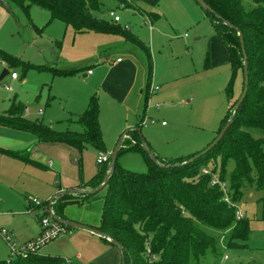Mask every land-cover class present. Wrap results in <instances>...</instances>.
I'll return each instance as SVG.
<instances>
[{
    "label": "rangeland",
    "instance_id": "rangeland-1",
    "mask_svg": "<svg viewBox=\"0 0 264 264\" xmlns=\"http://www.w3.org/2000/svg\"><path fill=\"white\" fill-rule=\"evenodd\" d=\"M190 1L191 8L197 10L193 22L188 18L187 11H182L184 9L180 7L168 11L169 17H166L136 3L148 13L159 16L152 20L136 10L120 6L118 0H104L103 14L115 10L121 17V24L130 28L150 49L153 76L147 93L148 101V59L140 48L126 44L118 36L109 37L112 39L110 47L100 48V41L94 37H106L75 35L73 29L64 23L50 21V14L40 8L35 7L28 17L19 7L0 2L1 50L36 67L66 70L90 66L95 74L88 80L83 78L84 74L55 76L46 69H31L24 75L23 66L14 68L19 80L12 81L8 76L0 81V113L8 110L11 101L16 98L26 106L45 108L43 121L47 125L52 124L55 130L81 131L77 123L78 116L85 111L89 98L96 94L100 104L103 141L109 155L115 151L125 132L134 129L143 118L147 122L142 128V135L161 158L181 161L203 152L219 136L222 122L229 111L226 87L231 78V66L227 50L211 20L196 0ZM188 8V5L185 6L186 10ZM117 58L125 60L124 69L118 68L115 63ZM8 68L0 58V77ZM4 84L11 88L10 92L5 90ZM156 87H159V91L154 92ZM241 95L240 74L233 103ZM49 97L51 100L46 106ZM162 122L167 127L164 128ZM248 132L255 139L264 140V129L254 128ZM129 141L134 142L130 135H125L122 146ZM126 148L124 146L118 157L119 165L132 172H146L147 165L141 154ZM97 154L98 151L91 146L82 154L77 150L72 152L78 183L83 179L88 181L95 175ZM79 161L83 175L80 174ZM233 167L231 164L230 170ZM225 184L228 194L229 184ZM33 186L34 182L30 179L21 178L13 184L12 190H0V199L3 200L0 201V213H11L12 218L16 215L15 227L20 231L26 226L27 219L23 217L32 218L37 227L40 226L35 214L41 211H31L27 205L29 198L40 199ZM103 196L104 193L100 192L83 205L69 206L66 216L99 222ZM53 201L56 203L57 198ZM236 209L250 221V239L241 248H228L229 231L205 227L204 230L218 244L217 252L208 251L201 264H264V190L246 188L244 198ZM53 211L55 213V209ZM7 219V216L1 215L0 223ZM77 231L80 230L72 229L71 234L63 235L44 246L39 253L68 258L73 247L64 243ZM0 232L10 236L6 227ZM1 233L0 236L5 240ZM29 242L13 244L20 248ZM9 249L11 256L10 243Z\"/></svg>",
    "mask_w": 264,
    "mask_h": 264
},
{
    "label": "trees",
    "instance_id": "trees-1",
    "mask_svg": "<svg viewBox=\"0 0 264 264\" xmlns=\"http://www.w3.org/2000/svg\"><path fill=\"white\" fill-rule=\"evenodd\" d=\"M118 1L120 6L137 10L150 19L155 16L129 0ZM203 1L210 8L205 11L206 16L225 46L231 66V78L226 87L229 111L219 134L230 119L233 121L224 137L210 150L181 161L163 160L155 154L157 161H154L140 147L144 139L142 121L125 133L134 142H125L118 157L124 146L128 151L139 152L147 171L126 170L117 159L115 170L101 191L104 193L102 214L99 225L95 227L105 235L107 242L114 240L120 243L122 264H201L208 251L217 252L218 244L204 230L205 227L229 231L228 248H241L251 237L250 221L245 217L237 219L236 206L243 200L246 188L264 190V140L255 139L248 132L254 128L264 129V0ZM2 3L19 7L28 17L31 9L37 7L50 14V21H60L76 34L119 36L126 44L140 48L148 59V101L147 93L153 76L150 49L130 28L104 17V0H2ZM0 58L10 69L23 66L24 75L31 69H46L55 76L71 77L89 70V67L66 70L36 67L1 49ZM245 61L248 64V92L234 115L240 99L233 103L235 85L241 74L243 94ZM24 109L22 103L14 102L8 111L0 113V126L30 133L40 143L68 145L81 154L88 146L98 152H106L96 94L91 96L87 109L78 116L81 131H58L51 125L29 120L24 116ZM0 152L26 164L45 167L32 160L27 152L4 149ZM231 164L234 165L232 170ZM79 170L83 175L81 161ZM107 170V165L100 167L98 174L83 185L98 188ZM204 170L208 173L205 174ZM214 178L229 184L228 194L220 185L212 184ZM67 193L59 195L56 203L52 204L55 214L64 220L66 207L83 204L98 194ZM226 195L229 202L225 201ZM65 261L61 256L35 252L27 257L10 256L0 264H62Z\"/></svg>",
    "mask_w": 264,
    "mask_h": 264
},
{
    "label": "crops",
    "instance_id": "crops-1",
    "mask_svg": "<svg viewBox=\"0 0 264 264\" xmlns=\"http://www.w3.org/2000/svg\"><path fill=\"white\" fill-rule=\"evenodd\" d=\"M129 1L135 4L137 3L143 5L144 7H147L149 9L151 8L152 10L159 12L160 14H163L166 17H169L168 11L172 9L177 10L179 7L181 9H184L182 11L184 12L187 11L186 13L190 21L192 22L195 21L197 17L196 14L197 10L191 8L190 0H129ZM0 2L2 3V0H0ZM187 5L189 7L188 8L189 10L185 9V6ZM34 8L35 7H33L31 11ZM158 18L159 16L155 14L152 20H156ZM34 26L35 28L37 27L36 25ZM74 34L85 35V36H92V35L103 36V38L104 37L106 38L100 39L101 37H94L97 38L101 43L99 44L100 46L98 47L102 48V47L111 46L110 40L112 39H109L111 35H103L97 33L76 34L75 32ZM122 46L124 45L122 44ZM107 59L109 60V58ZM118 59H122V58H117L115 63L117 64L119 69H124L125 60L122 59L121 62H117ZM88 67L89 70L81 74H84L83 78L89 80L90 78L94 77L95 74L94 71L92 70V67L90 66ZM7 70L9 72L15 71L14 69H10V68H8ZM90 71H92V74H89ZM81 74H78L76 76H79ZM8 76L10 77V75ZM11 80L17 81L19 80V78L16 80H13L11 78ZM50 97L47 101L46 106L49 105V101L51 100ZM89 100L87 104H85L86 105L85 110L87 109ZM14 102L22 103L21 101H17V99L14 98L11 101L8 110L10 109V107ZM23 105L25 106V109L30 108L29 113H26V110L24 109V116L27 119L32 121H39L40 123L42 122L45 124V122L43 121V117L45 116V112H46L45 108L43 109L41 107L37 108V106L36 107L26 106L25 104ZM40 110H43L42 116L38 115V112ZM31 116L35 118L34 119L31 118ZM163 123L164 122H162V126L164 128L167 127V124L163 125ZM50 125L53 127L52 124ZM144 140L148 144V146L152 149L154 154L159 156L156 150H154L150 146V144L145 139V137ZM0 149L27 152L32 160L37 161L45 166L43 168H39L30 164H26L18 159L12 158L0 152V156H1L0 157V190H7V189L12 190V186L15 182H18L21 178H28L32 182H34L33 187L36 190L41 200H47V199L53 200L57 198L60 194L67 193L70 191L92 190V188H90L89 186H84L83 183H86L90 181L92 178H94L98 174V171L100 169V167L97 165L96 166L97 170L95 172V175L91 179H89L88 181L83 179L81 183H78L77 182L78 178L76 173L77 166L72 164V152L76 151L74 148L60 143H40L38 142L37 138L34 135L8 127L0 126ZM162 159L168 160L165 158ZM0 201H3L2 198L0 199ZM68 207H66V209L64 210V215L67 221L71 220L76 223H80L82 225H86L92 228H95L99 225L100 219L99 222L92 223L87 220L82 221V220H76L75 218L73 219L68 218L66 216V210L68 209ZM1 215L7 216L8 219L5 220L3 223H0V229L5 227L9 229L12 243L32 241L41 234V225L37 227L36 223H34L35 221L32 218L28 219V217H23L27 219L26 226L22 231H20L17 227H15V221L17 219L16 215L14 218L10 217L12 215L11 213L1 212L0 216ZM35 218L38 224H40V221L38 219V214H35ZM66 243L73 247V252L72 254H70L69 256L70 258L61 256L64 257L66 260L62 264H122L123 257L121 250L114 244L104 240L103 236H99L95 233L88 232L86 230H80L77 231V233L73 235L70 238V240H68L64 244ZM9 251H10L9 243L0 236V261L8 260L10 258ZM61 253H63L62 250Z\"/></svg>",
    "mask_w": 264,
    "mask_h": 264
},
{
    "label": "built area",
    "instance_id": "built-area-1",
    "mask_svg": "<svg viewBox=\"0 0 264 264\" xmlns=\"http://www.w3.org/2000/svg\"><path fill=\"white\" fill-rule=\"evenodd\" d=\"M104 17L108 19H113L115 22H121V17L118 15V13L115 10H111L110 12L104 14ZM121 61L122 59L117 60V62H121ZM89 74H92V71H90ZM9 75L13 80H16L19 78L18 73L15 71L9 72ZM4 87L7 91L11 90V88L6 84L4 85ZM157 91H159V87H156L154 89V92H157ZM156 108L159 109L160 106L157 105ZM25 110H26V113L30 112V108H26ZM38 115L42 116L43 110H40L38 112ZM146 122H147L146 118H143L142 126H144ZM165 124L166 123L164 122L163 125ZM110 164H111V155L103 151L98 152L97 165L99 167H102L104 165H107V167H109ZM204 173L207 174L208 171L204 170ZM212 184L220 185L221 188L226 192L227 185L223 182H220L217 178L213 179ZM225 201L229 202V197L227 195L225 196ZM53 203H54L53 200L45 202L37 198H29L27 200V205L29 206L31 211H41L38 214V218L40 220V225H41V234L36 239L27 243L25 246L18 248V246H16L15 244L11 242V237L7 233L0 232L1 235L5 238V240L11 245V256L27 257L30 253L39 252L41 248L59 239L63 235L71 234L72 232L71 229L61 224L60 222H58L52 217V215L55 214L52 208ZM243 218L244 217L240 214V212H237V219L241 220ZM225 259H227V257H225Z\"/></svg>",
    "mask_w": 264,
    "mask_h": 264
},
{
    "label": "water",
    "instance_id": "water-1",
    "mask_svg": "<svg viewBox=\"0 0 264 264\" xmlns=\"http://www.w3.org/2000/svg\"><path fill=\"white\" fill-rule=\"evenodd\" d=\"M196 1L202 7V9L204 11H209L210 10L209 6L203 0H196ZM241 42H242V47H243V50H244L242 36H241ZM8 75H9V71L7 69L4 70L2 75H1V77H0V81H2ZM244 76H245L244 91H243V94H242V96L240 97V99L238 101V104H237L236 108H235L234 115H235L236 111L238 110L240 104L246 98V95H247V92H248V79L249 78H248V64H247V61H245ZM232 121H233V119H230L228 121V123L222 129L221 133L219 134L217 139L214 141V143H212L205 151H203V153H205L207 150H210L214 145H216L224 137V135L227 132L228 128L230 127ZM124 138H125V135H123V137L120 139L117 148L115 149V151L111 155V164L108 167V171L109 172L106 174L103 183L96 189H92V190H76V191H73V192L82 193V194H97V193L101 192L105 188V186L107 185V182H108L111 174L115 170V164H116L117 159H118L119 151L122 148V144L124 142ZM140 147H142L154 161H157V159H156V157L154 155V152L148 146V144L145 142L144 139L142 140V143L140 144ZM64 194L65 193H62V194H60V196H63ZM67 194H69V193H67ZM60 196L57 197V200L59 199ZM52 217L55 220H57L58 222H60L61 224L65 225L67 227H70L71 229L86 230L88 232L95 233V234H97L99 236H103V237L105 236L102 232H100L99 230H97L95 228H92V227H89V226H86V225H82V224H79V223H76V222H73V221L64 220L61 217L57 216L56 214H53ZM111 242H112V244L117 246L119 249H122V247H121L119 242L114 241V240H111Z\"/></svg>",
    "mask_w": 264,
    "mask_h": 264
}]
</instances>
